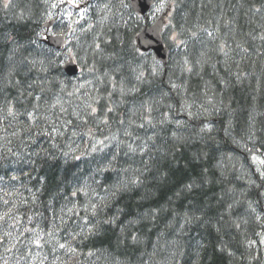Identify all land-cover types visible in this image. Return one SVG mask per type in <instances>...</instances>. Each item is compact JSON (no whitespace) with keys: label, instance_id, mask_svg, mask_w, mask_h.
I'll list each match as a JSON object with an SVG mask.
<instances>
[{"label":"trees","instance_id":"trees-1","mask_svg":"<svg viewBox=\"0 0 264 264\" xmlns=\"http://www.w3.org/2000/svg\"><path fill=\"white\" fill-rule=\"evenodd\" d=\"M263 157L264 0H0V264H264Z\"/></svg>","mask_w":264,"mask_h":264},{"label":"water","instance_id":"water-1","mask_svg":"<svg viewBox=\"0 0 264 264\" xmlns=\"http://www.w3.org/2000/svg\"><path fill=\"white\" fill-rule=\"evenodd\" d=\"M130 3L135 13L144 15L150 9L153 0H130ZM162 26L163 22L160 19L153 26L144 28L136 37V43L138 48L144 52L149 50L153 51L155 58L165 64L167 60V49L163 46L161 40ZM49 27L50 23L45 25L46 29ZM44 42L47 46L58 51H62L66 45L65 38L60 35H45ZM63 69L70 77L78 73V67L71 59L65 63Z\"/></svg>","mask_w":264,"mask_h":264},{"label":"bare ground","instance_id":"bare-ground-1","mask_svg":"<svg viewBox=\"0 0 264 264\" xmlns=\"http://www.w3.org/2000/svg\"><path fill=\"white\" fill-rule=\"evenodd\" d=\"M49 23H50V27L52 28L53 25H54V22H53L52 20H49V21H48V24H49ZM54 34H55V33L52 32V35H54ZM63 37H64V38L66 39V41L68 42V40H69L68 37H67V36H63ZM160 64L164 67V66H166L167 62H166L165 64H163V63H160Z\"/></svg>","mask_w":264,"mask_h":264}]
</instances>
